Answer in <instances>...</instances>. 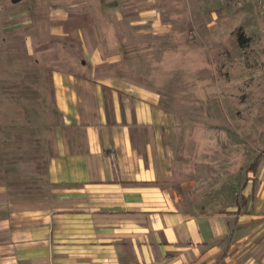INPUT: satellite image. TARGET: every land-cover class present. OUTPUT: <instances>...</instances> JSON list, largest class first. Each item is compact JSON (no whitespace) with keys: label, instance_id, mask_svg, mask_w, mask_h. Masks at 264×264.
<instances>
[{"label":"rangeland","instance_id":"rangeland-1","mask_svg":"<svg viewBox=\"0 0 264 264\" xmlns=\"http://www.w3.org/2000/svg\"><path fill=\"white\" fill-rule=\"evenodd\" d=\"M75 73L181 114L195 211L231 203L264 154V0H0V175L28 201L46 199L55 93Z\"/></svg>","mask_w":264,"mask_h":264},{"label":"crops","instance_id":"crops-1","mask_svg":"<svg viewBox=\"0 0 264 264\" xmlns=\"http://www.w3.org/2000/svg\"><path fill=\"white\" fill-rule=\"evenodd\" d=\"M55 99L46 199L0 175V264H264V154L231 203L195 211L177 179L182 116L154 91L75 73Z\"/></svg>","mask_w":264,"mask_h":264},{"label":"trees","instance_id":"trees-1","mask_svg":"<svg viewBox=\"0 0 264 264\" xmlns=\"http://www.w3.org/2000/svg\"><path fill=\"white\" fill-rule=\"evenodd\" d=\"M243 35H240V37H239V42H241L242 43V37Z\"/></svg>","mask_w":264,"mask_h":264}]
</instances>
